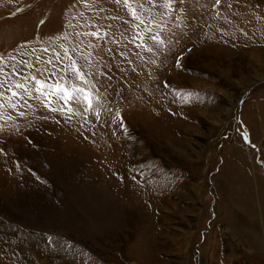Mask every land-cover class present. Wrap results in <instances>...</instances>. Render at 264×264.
I'll return each mask as SVG.
<instances>
[{"label": "rangeland", "instance_id": "1", "mask_svg": "<svg viewBox=\"0 0 264 264\" xmlns=\"http://www.w3.org/2000/svg\"><path fill=\"white\" fill-rule=\"evenodd\" d=\"M0 264H264V0H0Z\"/></svg>", "mask_w": 264, "mask_h": 264}, {"label": "snow or ice", "instance_id": "2", "mask_svg": "<svg viewBox=\"0 0 264 264\" xmlns=\"http://www.w3.org/2000/svg\"><path fill=\"white\" fill-rule=\"evenodd\" d=\"M74 71H78V70H76V69H74ZM81 79L83 78V76H81L80 77ZM60 86L59 85H57V88H59Z\"/></svg>", "mask_w": 264, "mask_h": 264}]
</instances>
